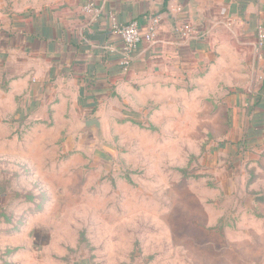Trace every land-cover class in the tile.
Here are the masks:
<instances>
[{
	"label": "rangeland",
	"instance_id": "rangeland-1",
	"mask_svg": "<svg viewBox=\"0 0 264 264\" xmlns=\"http://www.w3.org/2000/svg\"><path fill=\"white\" fill-rule=\"evenodd\" d=\"M184 88L86 136L17 116L0 81V264H264V155L234 161L232 114Z\"/></svg>",
	"mask_w": 264,
	"mask_h": 264
},
{
	"label": "crops",
	"instance_id": "crops-1",
	"mask_svg": "<svg viewBox=\"0 0 264 264\" xmlns=\"http://www.w3.org/2000/svg\"><path fill=\"white\" fill-rule=\"evenodd\" d=\"M90 3L100 15L81 12ZM152 16L154 42L139 44L123 73L113 22L144 29ZM0 81L20 103L17 116L44 125L51 113L60 134L78 121L86 136L96 132L84 122L103 128L104 110L125 95L170 94L174 106L186 85L188 101L202 90L232 114L234 161L264 155V0H0Z\"/></svg>",
	"mask_w": 264,
	"mask_h": 264
},
{
	"label": "built area",
	"instance_id": "built-area-1",
	"mask_svg": "<svg viewBox=\"0 0 264 264\" xmlns=\"http://www.w3.org/2000/svg\"><path fill=\"white\" fill-rule=\"evenodd\" d=\"M81 12L95 17L101 14V12L91 3L84 5L81 8ZM159 23V18L155 16L148 18L144 29H141L137 22H130L129 24L121 26H118L113 22L112 28L120 36L122 41V47L119 54L123 73L129 72L132 64L133 53L137 46L144 42L149 44L154 42ZM262 39L263 35L260 36V41L258 43L260 48L262 47Z\"/></svg>",
	"mask_w": 264,
	"mask_h": 264
},
{
	"label": "water",
	"instance_id": "water-1",
	"mask_svg": "<svg viewBox=\"0 0 264 264\" xmlns=\"http://www.w3.org/2000/svg\"><path fill=\"white\" fill-rule=\"evenodd\" d=\"M84 130H94V132L99 133L101 131V122L97 118L87 120L83 124Z\"/></svg>",
	"mask_w": 264,
	"mask_h": 264
},
{
	"label": "trees",
	"instance_id": "trees-1",
	"mask_svg": "<svg viewBox=\"0 0 264 264\" xmlns=\"http://www.w3.org/2000/svg\"><path fill=\"white\" fill-rule=\"evenodd\" d=\"M249 145H250V144H249ZM249 145H248V144H247V145H246V144L244 145V143H243V145H241V146H243L244 150H246V149L248 148ZM241 146H240V147H241ZM239 149H240V148H239ZM236 154H237V153H236ZM236 158H237V157H236Z\"/></svg>",
	"mask_w": 264,
	"mask_h": 264
}]
</instances>
